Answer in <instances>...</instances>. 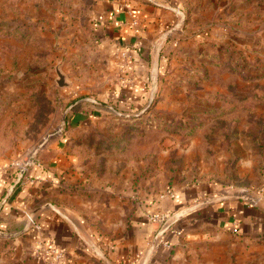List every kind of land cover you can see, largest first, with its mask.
<instances>
[{
  "label": "rangeland",
  "instance_id": "374dc122",
  "mask_svg": "<svg viewBox=\"0 0 264 264\" xmlns=\"http://www.w3.org/2000/svg\"><path fill=\"white\" fill-rule=\"evenodd\" d=\"M188 1L181 23L179 12L154 38L149 92L126 95L132 107L123 108L120 89L135 84L131 63L91 28L104 0H0V163L23 166L57 149L72 157L60 184L78 194L73 209L102 237L129 230L140 201L188 184L225 185L264 207V0ZM170 39L171 56L157 66ZM57 67L67 86L57 85ZM155 215L151 249L171 228L168 215ZM231 231L230 241L205 248L181 243L167 264H264V235L245 241ZM89 258L83 264H106Z\"/></svg>",
  "mask_w": 264,
  "mask_h": 264
},
{
  "label": "crops",
  "instance_id": "0c3cea01",
  "mask_svg": "<svg viewBox=\"0 0 264 264\" xmlns=\"http://www.w3.org/2000/svg\"><path fill=\"white\" fill-rule=\"evenodd\" d=\"M104 2L102 10L92 19L93 34L110 50L119 47L121 51L118 54L125 62L131 63L135 84L124 85L120 89L122 93L146 94L149 89L145 88L142 74L149 68L148 60L151 66L154 38L177 21L180 10L184 11V4L187 7L189 1L151 0L155 6L144 0ZM191 14L204 15L205 11L193 7ZM133 20H138L142 27L140 30L135 29ZM175 43V39H170L159 49L164 48L167 52ZM133 47L138 50L134 57ZM135 62L139 65L138 70L133 69ZM57 152L58 149L46 159H42L40 153L41 160L33 159V168L26 170L24 179L13 190L11 186L16 178V169L6 168L11 163H0V264H60L47 250L51 245L62 251V260L83 264L91 255H96L90 243L105 249L104 252L116 264H133L134 261L136 264H167L169 258L179 252L181 243L201 248L225 243L223 239H232L230 232L234 227L237 228L234 231L237 238L245 241L264 235V207L246 205L228 192L225 185L207 181L176 189L174 198L168 196L159 200L152 195L144 202L140 201L132 213L129 230L125 229L114 240L102 237L85 225L73 209L81 207L78 194H70L60 184L69 181L66 164L72 157L63 155L59 158ZM35 161L42 163L43 167L36 166ZM223 195L228 198L214 200V197ZM122 206L117 204L118 214ZM158 209L171 218V228L162 234L160 245L151 249V239L160 231V225L149 217ZM28 215L33 217L39 229L31 224ZM234 240L238 242L236 237ZM145 255L149 256L148 261L144 259Z\"/></svg>",
  "mask_w": 264,
  "mask_h": 264
},
{
  "label": "built area",
  "instance_id": "2783aa9c",
  "mask_svg": "<svg viewBox=\"0 0 264 264\" xmlns=\"http://www.w3.org/2000/svg\"><path fill=\"white\" fill-rule=\"evenodd\" d=\"M132 24H133V26L135 27V25H136V20H133L132 21ZM123 54L125 55V54H127V56H128V53L126 52V53H124L123 52ZM31 161H33V160H31ZM31 161L29 162V163H26V164H24L23 166H21V165H19L17 162H12L10 165H7V167L6 168H14V169H16V171H17V174H18V172H19V170H24V174H23V176H22V178H21V180H20V182L19 183H21V181H22V179H24V175H25V172H26V170H27V168H28V165L31 163ZM33 163V162H32ZM34 164L36 165V166H40V163H39V161H35L34 162ZM262 192H263V195H264V189L262 190ZM171 196H173V194H171ZM157 217V215H155V216H150L149 218L150 219H152V220H154V218H156ZM28 218H29V220H30V222H31V224L32 225H34L37 229H39V225L33 220V217L31 216V215H28ZM236 230V228L234 227V231ZM51 254H53V257H54V260L55 261H59L60 262V264H70L71 262H68V261H64V260H62V257H63V253H62V251H60V250H57L54 246H49L48 247V249H47ZM49 253V254H50Z\"/></svg>",
  "mask_w": 264,
  "mask_h": 264
},
{
  "label": "water",
  "instance_id": "95a60500",
  "mask_svg": "<svg viewBox=\"0 0 264 264\" xmlns=\"http://www.w3.org/2000/svg\"><path fill=\"white\" fill-rule=\"evenodd\" d=\"M180 16H181V19L179 21L178 24L181 23L183 17H184V14L183 12L180 11ZM56 73H57V79H56V82H57V85L60 86V87H64V86H67L68 85V82L66 81L65 79V76L64 74L60 71V69L57 67L56 68ZM63 124L65 123L66 121V114L63 115ZM24 174V170H19L12 186H11V190L14 189V187L20 182L22 176ZM228 198L227 195H223V196H216L214 197V200H223V199H226ZM92 249L94 250L95 254L97 256H99L106 264H111L108 260V258L106 257V254L103 253V251L98 247V246H93Z\"/></svg>",
  "mask_w": 264,
  "mask_h": 264
},
{
  "label": "trees",
  "instance_id": "16d2710c",
  "mask_svg": "<svg viewBox=\"0 0 264 264\" xmlns=\"http://www.w3.org/2000/svg\"><path fill=\"white\" fill-rule=\"evenodd\" d=\"M145 2H147V3H150L148 0H144ZM170 26H172V23L169 25V27ZM173 48H174V45L172 44L170 47H169V49L167 50V52H164V48H162V50L160 51V54H159V60H158V65H163V63H166L167 61H168V59L170 58V55H171V51L173 50ZM133 50H134V55H133V57L134 56H137L136 54L138 53V50L136 49V47H133L132 48ZM137 52V53H136ZM147 65L150 67V64H149V60L147 61ZM138 68H139V65L135 62L134 63V67H133V69L134 70H138ZM128 71H129V69H127ZM163 70V68H160V71H162ZM147 72H148V70H146V69H144V71H143V73L144 74H142L143 75V79L144 78H146L147 77ZM161 79V74H159V76H158V78L157 79ZM145 80V79H144ZM119 97H117V98H115V100H117ZM120 99V98H119ZM118 99V100H119ZM122 100H125V101H128V102H126V103H123V104H125V105H123L122 107L124 108V107H126V108H130V107H132L130 104H131V101H129V97H126V95L124 94V96H123V98H121ZM139 102H141V101H139ZM119 108V107H118ZM120 109V108H119ZM40 165H41V167H43V165H42V163H40ZM33 168V163H30L29 165H28V168L27 169H32ZM16 172V176H17V171H15ZM14 177V176H13ZM11 183H12V181H11ZM174 196H175V194L173 193V196H171V198H174ZM236 231H237V228H236ZM104 251H106L105 249H103ZM107 254V253H106Z\"/></svg>",
  "mask_w": 264,
  "mask_h": 264
}]
</instances>
